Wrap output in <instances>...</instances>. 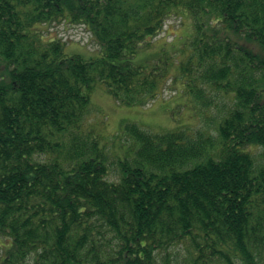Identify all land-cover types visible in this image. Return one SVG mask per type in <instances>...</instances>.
I'll use <instances>...</instances> for the list:
<instances>
[{"label":"trees","instance_id":"obj_1","mask_svg":"<svg viewBox=\"0 0 264 264\" xmlns=\"http://www.w3.org/2000/svg\"><path fill=\"white\" fill-rule=\"evenodd\" d=\"M178 9L195 34L177 73L134 66ZM61 23L102 55L35 30ZM99 84L132 107L171 84L206 124L104 138ZM0 238V264H264V0H0Z\"/></svg>","mask_w":264,"mask_h":264},{"label":"rangeland","instance_id":"obj_2","mask_svg":"<svg viewBox=\"0 0 264 264\" xmlns=\"http://www.w3.org/2000/svg\"><path fill=\"white\" fill-rule=\"evenodd\" d=\"M178 14L167 22L164 31L148 46L141 47L131 59L134 66H150L155 63L169 64V72L177 73L179 64L188 57L189 42L195 34L193 20L185 10L178 9ZM180 17V18H179ZM44 41L53 39L62 40L64 53L67 56L79 55L82 58L94 59L102 55L101 48L91 38V34L80 25L71 26L65 23L52 25H39L36 27ZM170 83V82H169ZM161 98L156 99L145 107H132L117 105L106 93L103 85H98L90 94V114L87 117L92 129L97 135L110 138L116 135L123 123H136L145 129L164 134L175 132L184 128L203 127V115L197 109L191 96L173 92L171 84ZM175 91V90H174ZM213 106L221 107L223 101L215 100ZM228 104L227 100L224 101ZM212 108L209 112L214 117L210 128H214L219 109ZM213 131V130H212ZM119 149V148H118ZM126 147L119 151L124 155ZM118 154L115 149V156ZM112 155L114 153L112 152ZM115 158H112V161ZM112 169V167L110 168ZM115 179L114 172L110 179ZM9 241L0 238V259L3 257Z\"/></svg>","mask_w":264,"mask_h":264}]
</instances>
